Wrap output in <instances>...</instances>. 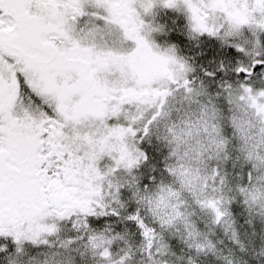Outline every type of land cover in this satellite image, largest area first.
<instances>
[{"label":"snow or ice","instance_id":"snow-or-ice-1","mask_svg":"<svg viewBox=\"0 0 264 264\" xmlns=\"http://www.w3.org/2000/svg\"><path fill=\"white\" fill-rule=\"evenodd\" d=\"M0 264H264V0H0Z\"/></svg>","mask_w":264,"mask_h":264}]
</instances>
